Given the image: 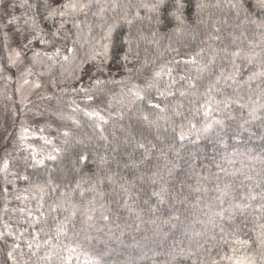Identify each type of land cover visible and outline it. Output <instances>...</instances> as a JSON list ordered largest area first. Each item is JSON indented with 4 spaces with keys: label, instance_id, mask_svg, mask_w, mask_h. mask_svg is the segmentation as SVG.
I'll return each mask as SVG.
<instances>
[{
    "label": "trees",
    "instance_id": "obj_1",
    "mask_svg": "<svg viewBox=\"0 0 264 264\" xmlns=\"http://www.w3.org/2000/svg\"><path fill=\"white\" fill-rule=\"evenodd\" d=\"M28 2L33 7L25 6L15 33L25 32L21 39H31L33 50L27 53L31 69L50 94L17 105L18 122L0 146V264H45L38 260L46 250L43 242L56 236L61 222L66 234L59 237L58 252L65 260L70 257V264H236L246 258L261 264L264 247L257 237L264 211L257 209L264 207V77L259 75L264 61L237 58L234 67L231 57L220 51L224 44L208 39L210 29L203 25L194 26L195 39L189 28L177 43L170 31L173 24L157 25L148 19L151 14L142 5L152 0H116L120 7L115 11L109 7L103 14L94 6L86 16H66L62 29L61 17L43 16L48 4L56 8L64 0ZM208 11L215 17L228 15L226 8ZM3 16L1 9L0 52L11 71ZM188 16L195 19L194 7ZM33 17L38 27L31 26ZM113 23L111 39H102ZM221 27L223 39L231 29ZM249 36L259 42L258 36L251 32ZM125 39L131 40L132 48L127 62L122 59L128 48ZM170 42L180 48L179 54L167 51ZM247 43L239 46L244 54H251ZM201 48L204 55L197 57L196 64L181 63L174 73L173 95L161 96L155 87H148L151 82L164 92L169 77L155 78L154 73L162 64L183 61ZM214 51L215 63L209 64ZM37 52L39 56L34 55ZM221 71L224 77L215 84ZM181 74L190 76L196 87L180 81ZM210 83L215 86L208 93ZM133 85L145 100L132 95ZM149 99L164 111L150 107ZM35 107L42 115L53 114L69 133L60 136L57 144L53 136L47 139L54 143H47L48 150L59 149L51 151L55 160L36 163L33 151L14 147L23 113ZM7 109L10 117L15 108ZM93 111L107 122L86 114ZM141 116H147L144 124ZM91 123L96 127L93 131ZM5 161L6 171L2 170ZM36 217L39 223L32 226ZM36 232L42 246L33 256L27 244L35 245ZM70 246L76 247L75 253L67 251ZM52 264L61 261L57 258Z\"/></svg>",
    "mask_w": 264,
    "mask_h": 264
},
{
    "label": "snow or ice",
    "instance_id": "obj_2",
    "mask_svg": "<svg viewBox=\"0 0 264 264\" xmlns=\"http://www.w3.org/2000/svg\"><path fill=\"white\" fill-rule=\"evenodd\" d=\"M5 3V0H0V5H3ZM27 7L28 9H31L33 5L28 2V0H24V3L21 4V7ZM97 7L99 10V14H103L105 11L108 10L110 7L113 11H115L117 8L120 7V5L116 2V0H112L111 3H109V0H64L63 3L59 4L58 7L53 8L51 4H48L46 7V10L44 12V19H54L56 16L61 17V24L60 28H64L65 23H67V20L64 18L67 17H73L76 14L84 13V15H87L88 9H91L93 7ZM143 8L147 10L148 13L151 15L148 17V19L155 20L157 25H167V24H173L174 26L170 29L171 33L175 34L177 36V43H181V40L179 37H182L187 34L186 30L191 28L192 29V39L196 38V35L198 34L196 31V27L194 26H201L203 25L205 30L210 29L208 31V39L220 41L222 44H224L223 48L220 49V51H223L225 55L230 56V63L236 67V60L237 58L241 59H247L249 62H253L257 57H260L262 61H264V0H215V2H210V0H195V3L193 5V0H152L150 4H143ZM194 7V15L195 19L193 21L189 20L188 12L189 9ZM227 9V17L224 15H221L219 17H215L213 13L209 12V9H217L220 12H223L224 9ZM208 13L207 19H205V13ZM93 15H97V13H93ZM136 18L140 19V12H136ZM101 18L102 15H101ZM125 22L131 26L132 20L127 18V14H125ZM18 17L15 15L9 13L8 16L4 18V22L6 25H17L18 24ZM232 21V23H230ZM73 23H75V20H73ZM25 24H28V21L25 20ZM222 25L228 26L230 31L227 32V36L222 39L220 33L222 32ZM32 27H38V25L35 24V18L33 17L32 21ZM79 27V25H76ZM103 28L104 25H101ZM91 26L89 25V29ZM116 28V24H109L107 25V32L102 37L104 40H110L112 37V34ZM18 31L19 27L17 28ZM59 32V29L57 30ZM249 32H251L252 36H258L259 42H256L252 40L249 36ZM57 33H53V35H56ZM156 33H153V36H155ZM27 40L28 38L25 37ZM227 40V43L224 41ZM245 41H247L248 49L250 50L251 54H244L243 49L239 46L243 44ZM29 43H31V40H28ZM206 42V41H205ZM124 44L128 45L127 50L125 51L122 59L127 62L129 60V54L132 52L131 48V40L125 39L123 41ZM235 45L236 47L233 48L231 51H229L230 47ZM103 47V55L105 57L107 56L108 52V45L104 44ZM259 48L260 52H256V49ZM69 51H72V49H69ZM167 51H175L177 54L180 53V48H173L172 43L170 42L167 48ZM57 54H59V50H57ZM218 53L214 51L212 59L209 60V64L215 63V56ZM17 57H19L20 53H16ZM35 56H39L40 53H34ZM95 55H101V53L97 52ZM139 53H137V56ZM204 55V49L201 48L198 51H196L194 54H190L189 58L184 59L183 61L180 60H170L167 64H162L160 66V70L154 73L155 78H160L163 75H167L169 77V84L166 86V90L164 92H161L159 89V86L157 84L149 83L148 87L153 88L155 87L157 89V92L161 96L164 95H173L170 91L173 84L176 83V76L174 73L177 71V68L181 63L187 64H196L197 63V57H203ZM94 58V57H93ZM68 57L65 56V60H67ZM175 64L176 67H172V65ZM264 66V64H262ZM121 67H126L125 65H121ZM203 70V69H201ZM261 77H264V72L259 74ZM221 77H224V72L221 71L220 75L216 77L215 84H219ZM199 78V77H198ZM227 79H231V76H228ZM179 80L184 81L188 80L189 86L192 88L196 87V84L192 81L190 76L181 74L179 75ZM96 83H100V81H96ZM215 85L209 84L207 88V92L210 93L212 91V88ZM39 87V85H37ZM132 95L140 101L145 100V95L143 92L136 88L135 85H133ZM81 91L87 92L86 89H81ZM180 95H185V92L181 91ZM88 100H91V96H87ZM150 107L157 108L160 111H164V108H161L160 104L153 103L152 100L147 101ZM206 107V106H205ZM243 107V105H241ZM211 111L210 108H208L204 115L207 116L209 112ZM88 116H96L99 117L101 121L106 123L107 121L104 120V117L100 115L99 112H89L86 113ZM145 120H147V116L144 117ZM99 127V125H97ZM26 131V130H25ZM63 135L67 136L69 135L68 132H64ZM24 137L22 136L21 139ZM183 138V134H181V139ZM45 143H50V141L45 140ZM54 151H59V149H54ZM34 158V157H33ZM48 159L55 160L56 157L49 155L47 157ZM79 159L83 160L86 159L84 156H80ZM36 163H42V161H36ZM8 169V162L5 161L3 164V169L6 171ZM25 180L28 179L27 176L23 177ZM6 191V190H5ZM17 199H20V197H17ZM23 199H27V197H24ZM252 199H256L255 196L252 197ZM251 206V205H248ZM43 205H40L37 209L39 211L40 208H42ZM8 209L5 208V211ZM20 211L23 213L25 212V209H20ZM257 211H264V207L257 209ZM28 216L31 219L32 213L31 210L28 209ZM75 213H73L74 215ZM43 215V213H41ZM91 217H89L90 219ZM107 219V217H105ZM39 223V217H36L33 221V225ZM261 232L257 237L258 242L260 243L261 247H264V225L260 226ZM66 224L61 222L58 224L55 228L56 236L50 237L49 239H46L43 244L46 246V250L43 253L42 256L38 257V260H42L45 262V264H52V261L54 259L59 258L61 261V264H70V257L65 260L64 257L59 255L58 252V240L60 235L66 234L65 232ZM41 232L44 231L43 228L40 229ZM47 235V233H45ZM11 235V233H9ZM21 235H23V232H21ZM3 236V233H0V237ZM39 232H36L33 234V239L37 242L35 245L33 244V241H28V249L31 252L33 256H36L37 253L41 249V244L38 242ZM56 240L57 243H54L53 241ZM240 243H248L247 241H239ZM15 248H19L20 245L16 244L14 245ZM33 248L35 250L33 251ZM76 247L70 246L67 247V251L69 253H75ZM9 257L11 258L12 253L10 252ZM215 264V262H214ZM236 264H256L255 258H246L244 260H239L236 262ZM261 264H264V258L261 260Z\"/></svg>",
    "mask_w": 264,
    "mask_h": 264
},
{
    "label": "rangeland",
    "instance_id": "obj_3",
    "mask_svg": "<svg viewBox=\"0 0 264 264\" xmlns=\"http://www.w3.org/2000/svg\"><path fill=\"white\" fill-rule=\"evenodd\" d=\"M10 1L11 0H5V3L0 5V10L2 9L4 15L2 18L3 21L9 13L19 18V16L26 10L25 7H21L23 0H19V3L17 4L10 3ZM17 25H6L8 28V54L12 66L11 71L5 68L1 58L2 54L0 52V146L5 143L14 128V124L18 122V111L16 110L17 105H26L27 103H32L35 99L50 94L48 87L36 77L31 69L29 58L27 57V53L33 50L32 43L28 42V40L31 39L28 38L27 40H22L21 37L23 34L26 36V33H15ZM16 53H20L19 57H17ZM37 85H39V87H37ZM7 108H15L14 110H11L12 115L10 114V117L6 116L8 112ZM22 119L21 126L17 128L14 147L18 150L28 149L33 151V160H35V162L45 159L47 160V157L51 155L54 150V148L48 150V145L53 146L54 143L57 144L60 140V136L63 138L66 137L63 135L65 130L63 129V124L60 121H56L53 118V114L42 115L40 107L25 111L22 115ZM139 121L144 124V116H141ZM94 127L95 124L91 123L90 129H92V131L96 128ZM22 136L24 137L23 139H21ZM49 136H53L54 143L50 141L47 145L45 140L50 138ZM38 140L39 142H37ZM103 141L102 143H105V141ZM126 142H130V139L126 138ZM49 177L54 180L56 178L53 176V173H51Z\"/></svg>",
    "mask_w": 264,
    "mask_h": 264
}]
</instances>
